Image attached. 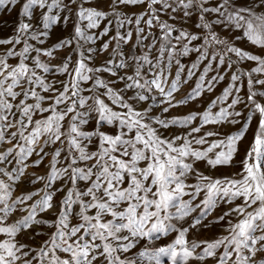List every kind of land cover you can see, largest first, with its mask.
<instances>
[{
  "label": "snow or ice",
  "instance_id": "snow-or-ice-1",
  "mask_svg": "<svg viewBox=\"0 0 264 264\" xmlns=\"http://www.w3.org/2000/svg\"><path fill=\"white\" fill-rule=\"evenodd\" d=\"M16 5L29 22L20 20L14 36L0 39V46H12L0 51V264H264V104L255 99L264 97V78L252 75L264 74V55L235 46L215 30H240L264 50V0H0V10ZM36 8L46 9L45 31L31 23ZM193 16L197 31L188 27ZM58 22L71 23L68 37L48 49L29 42L47 37ZM60 49L71 52L53 64ZM192 53L196 60L182 63ZM205 61L195 87L176 100ZM244 61L257 66L250 72L235 67L228 86L202 114L168 119L154 111L168 113L211 93L225 79L221 67L231 70ZM245 76L246 107H252L242 127L223 138L215 131L194 135L209 124L241 123L233 117L242 112L229 110L245 103L237 95ZM229 97L213 114L212 107ZM256 114L258 131L239 172L213 178L195 167L199 161L213 169L231 165ZM197 120L184 135L161 131ZM46 158V176L33 174L31 180L45 181L44 195L37 190L14 196L27 169ZM57 193L63 194L59 200ZM222 203L227 210L204 223ZM17 212L21 217L10 223ZM45 212L55 219L37 218ZM221 222L224 234L213 240L186 238L190 229ZM33 225L52 229L36 247L16 238ZM170 233L175 239L158 246Z\"/></svg>",
  "mask_w": 264,
  "mask_h": 264
},
{
  "label": "rangeland",
  "instance_id": "rangeland-1",
  "mask_svg": "<svg viewBox=\"0 0 264 264\" xmlns=\"http://www.w3.org/2000/svg\"><path fill=\"white\" fill-rule=\"evenodd\" d=\"M50 2V0H49ZM95 2V0H94ZM241 4L246 3L247 0H239ZM20 5H16L12 8L11 11L7 9L0 10V39H8L15 35V30L20 22V20H24L25 22H29L28 18L21 17L19 15L20 13ZM141 9L139 8H130L128 9L129 12H139ZM58 10L54 9L53 12L56 13ZM46 12V9H39L36 8L33 10V16L31 19V23L33 26L40 31H45L43 29V20H42V13ZM66 13H60V15H65ZM74 19V17H73ZM196 22V17L193 16L192 21L189 22V30L191 31H197V29L194 28V23ZM216 32L218 35L224 39L227 38L230 40L235 46L240 47L241 49L245 51H249L251 54L254 55H264V50L260 49L258 46L252 45L245 37L242 36V31L240 30H225L221 27H217ZM49 32V35L47 37L41 36L40 40H43V43H40V40L36 41H29L32 43L35 47H39L42 49H48L54 46L57 42H59L61 39H64L65 37H68L70 33L73 31V27L71 23L65 24L62 22H58L56 25H53L51 29L47 30ZM241 37L240 39H236V37ZM195 43H200L199 41ZM99 42H97L98 46ZM12 47L11 45L7 46H0V51H3L6 48ZM21 46H17V49H19ZM75 47V45H73ZM217 51L222 50V46H216ZM71 52V49H60L56 50L54 55L56 59L52 60L53 64H59L61 61ZM35 55V53H32ZM73 56V62L76 60V54L72 53ZM197 54L192 53L188 57L182 58V63L185 65H189L190 63L194 62L196 60ZM234 58V57H233ZM43 60L47 61L49 58L42 57ZM10 63L15 64L17 62V58H12L9 61ZM97 63H100L98 60ZM207 63V61L201 63L200 70L197 71L196 75L192 77L191 80L188 81L187 84H182L180 87V91L175 94L176 100L183 99L186 94L191 91L192 88L195 87V83L197 82L198 76L201 74L204 64ZM216 62H213V66L215 67ZM257 63L253 61H244L242 64L234 66L233 69L225 71L226 65L220 68V72L225 75L224 81L217 84L215 89L209 93L205 91L200 97H198L195 101L189 102L187 105L178 106L175 108L170 109L168 113H161L158 108H154V111L157 115H160L161 118H168L171 119L173 117H184L188 114H191L192 112H196L198 114H202L205 110L208 109V106L211 104V102L219 97L223 89L228 86L230 83V76L232 74V71L235 70V67H239L244 72H250L252 67H256ZM215 73H209V77ZM51 77V74H48ZM253 76H259L260 78H264V74L260 73H253ZM56 79H64L62 76L55 77ZM241 86V92L237 95L241 96L245 103H240L235 106V109H230L229 111H240L242 112L241 117H233L235 119H239L241 123L238 124H230L227 122L221 123L219 125H206L204 128H202L201 133L194 134L196 136L202 135L206 131H215L220 133V137L223 138L227 135L234 134L237 132L245 122V118L249 115V108L252 107V105H249L246 107L247 104V76L242 78V81L239 82ZM122 86V85H121ZM259 91H264V88L259 89ZM233 97H229L227 101H225L223 104L218 103L216 106L212 107L211 111L213 114L219 111L220 107H226L228 103L231 102V99ZM256 101L264 104V97L257 96ZM166 106V105H165ZM259 114H256L253 116V119L251 122H249L248 131L245 133V136L243 139L238 143V151L234 154L233 161L231 165L229 166H218L215 169L211 168L206 164L205 161H199L196 163L195 167L202 173H204L207 176H211L213 178H223V177H231L235 173L239 172L242 168L241 161L245 158L246 152L249 149L250 145L252 144L254 137L258 131L259 127ZM200 123L199 120L194 121L192 125L183 127V126H172L167 130L161 129L164 135L166 136H173V135H184L188 131H190L191 127L198 126ZM93 127V123H90L87 128L88 130H91ZM105 131H108L110 133H114L116 131V128L112 126H105ZM216 137H209V140H215ZM31 160H35L36 157L33 156L30 158ZM49 171V163L48 158L44 160V162L39 167H29L26 171V175L23 177L22 181L19 182V184L15 187V191L13 193L14 196H19L22 193H27L31 191H40V196L44 195V183L45 181L41 180L35 184L31 183V180L34 179L33 174L35 176H46V174ZM3 179L7 180V177H3ZM192 182V181H190ZM61 182H56L55 187H59ZM62 193H57L55 199L59 200L62 197ZM40 196L35 197L34 199H39ZM199 199H203V194L198 198L197 202H199ZM29 204L32 203V201L28 202ZM229 205L226 204H220L215 211H213L209 217L204 221V223H208L209 220L214 219L215 217L222 215L224 211L227 210ZM199 210H197L196 213H192V216H196L198 214ZM22 213L17 212L14 215L10 217L9 222H15L17 219L21 217ZM38 219H48L52 220L55 219L53 212H45V213H38ZM189 222L191 220L189 219ZM187 226V224H185ZM225 222H221L220 224H211L207 228H200L198 231L196 229H190L187 240H213L217 238L218 236L224 234V228H225ZM37 231L43 232V235L36 236L35 239H33V234ZM52 229L48 228L46 225H33L31 229L28 231L22 232L19 234L16 238L17 240L32 245L33 247L38 246L44 239L47 238V236L51 233ZM176 234L170 233L167 237L162 238L160 241H158V246H164L168 243H171L175 239ZM199 251V249L197 250ZM166 264H170V262L166 261ZM189 264H200V262L196 260H191ZM204 264H215V261L213 259H208L204 262Z\"/></svg>",
  "mask_w": 264,
  "mask_h": 264
}]
</instances>
